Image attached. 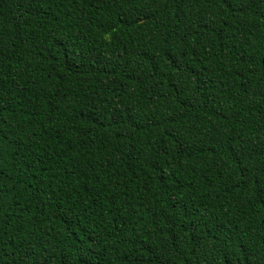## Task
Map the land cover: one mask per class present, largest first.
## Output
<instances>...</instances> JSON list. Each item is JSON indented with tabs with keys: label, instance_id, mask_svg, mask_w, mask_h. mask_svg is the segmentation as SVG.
Returning a JSON list of instances; mask_svg holds the SVG:
<instances>
[{
	"label": "trees",
	"instance_id": "16d2710c",
	"mask_svg": "<svg viewBox=\"0 0 264 264\" xmlns=\"http://www.w3.org/2000/svg\"><path fill=\"white\" fill-rule=\"evenodd\" d=\"M0 264H264V0H0Z\"/></svg>",
	"mask_w": 264,
	"mask_h": 264
}]
</instances>
